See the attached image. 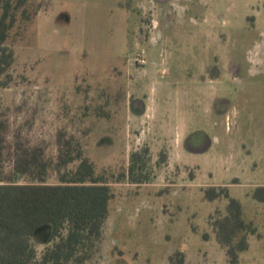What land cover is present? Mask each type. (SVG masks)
Masks as SVG:
<instances>
[{
	"label": "rangeland",
	"instance_id": "obj_1",
	"mask_svg": "<svg viewBox=\"0 0 264 264\" xmlns=\"http://www.w3.org/2000/svg\"><path fill=\"white\" fill-rule=\"evenodd\" d=\"M38 1L7 40L15 60L0 87V183L17 144L41 147L53 165L62 134V147L80 148L113 193L100 236L82 244L83 264H229L215 228L226 194L255 227L237 264H264V202L251 196L264 185V37L231 29L245 23L252 0H29L28 9ZM201 10L212 19L195 22ZM208 30L222 34L210 40ZM143 149L148 182H115ZM58 177L51 166L45 183ZM207 189L220 195L209 200ZM67 232L42 242L51 226L40 227L31 239L37 259Z\"/></svg>",
	"mask_w": 264,
	"mask_h": 264
},
{
	"label": "trees",
	"instance_id": "obj_2",
	"mask_svg": "<svg viewBox=\"0 0 264 264\" xmlns=\"http://www.w3.org/2000/svg\"><path fill=\"white\" fill-rule=\"evenodd\" d=\"M43 3L38 1L30 11L29 0H0V87H6L12 81L10 69L15 56L7 43L11 30L19 16L24 23L28 22ZM4 129L5 123L0 121V173ZM57 140L59 149L53 165L44 157L41 147L15 146L11 176L0 183V264H67L70 261L83 264L89 255L86 249L82 250V244L87 238L100 236L113 196L109 177L105 173L97 174L93 162L80 148H63L62 134ZM74 161H78L74 169L60 170ZM147 161L146 149L132 152L127 169L120 171L114 181L148 182ZM51 166L59 174L58 183H45ZM19 175H28L37 182H14L13 176ZM219 195L214 189L205 190V197L209 200ZM225 196L228 197L227 212L215 224L216 239L225 248L229 264H237L240 252L248 246L246 233H254L255 227L243 218L240 202L228 194ZM251 196L264 202V185L257 186ZM43 225H50L51 233L42 242L62 236L61 231L66 227L68 232L59 242L48 246L37 259L31 239ZM182 263L180 258L176 264Z\"/></svg>",
	"mask_w": 264,
	"mask_h": 264
},
{
	"label": "crops",
	"instance_id": "obj_3",
	"mask_svg": "<svg viewBox=\"0 0 264 264\" xmlns=\"http://www.w3.org/2000/svg\"><path fill=\"white\" fill-rule=\"evenodd\" d=\"M157 1H158L157 3H159L160 5H163L164 3H166L169 0H157ZM198 1L199 0H197V1L192 0V3H194L195 7L199 6ZM202 3H203L202 4L203 6L205 4L209 5V3L212 6V4H214V5L219 4L220 1L219 0H209L207 3V0H203ZM245 5L248 7H251V14L247 15L245 23H243V25L237 26L236 28L235 27L231 28L232 31H239L240 33H242L244 31V35H243L244 37L247 35V33H250V32H254L256 34V36L261 35L262 37H264V0L246 1ZM203 6L200 5V7H203ZM231 6L234 7L233 3L230 4L229 6H226L225 10L228 12H231L233 10V9H231ZM206 11L207 10H201L202 13L199 11L198 14L196 12V16L193 13L192 19L195 22H198L197 16L199 14H201V15H203V21H210L212 19V17L207 15V14H210V12L207 11V13H206ZM219 15H221V14H219ZM225 21H228L229 23L232 22L230 18L228 20H225ZM219 31H223V30H219ZM220 34H222V32H215L214 30L213 31L208 30L205 37L207 39H210V40H215V39H219L218 36ZM214 54H216L215 51H214ZM218 78L219 77H216V80ZM203 80L204 79L198 80V81L202 82ZM112 262H114V259H112Z\"/></svg>",
	"mask_w": 264,
	"mask_h": 264
}]
</instances>
